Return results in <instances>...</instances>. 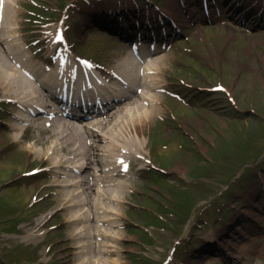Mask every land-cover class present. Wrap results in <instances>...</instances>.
Returning a JSON list of instances; mask_svg holds the SVG:
<instances>
[{"label":"rangeland","instance_id":"rangeland-1","mask_svg":"<svg viewBox=\"0 0 264 264\" xmlns=\"http://www.w3.org/2000/svg\"><path fill=\"white\" fill-rule=\"evenodd\" d=\"M157 1L165 7L169 2ZM20 2L14 4L19 21L30 20L35 36L40 25L35 23L33 11L39 14L46 10V15L58 22L66 9L72 23L70 37L79 54L115 67L119 55L129 50L115 34L91 26L94 22L88 20V14L76 8L79 4L86 7L85 0ZM115 2L118 0L111 4ZM190 38L185 49L172 51L173 59L159 65L168 80L167 88H181L183 104L163 94L170 106L160 104L164 109L161 116L166 121L156 114L141 134L147 144L142 155L149 166H144L145 170L135 169L127 178L132 187L125 198L119 193L109 195L124 204L113 205L111 199L105 202L110 212H119L121 216L122 225L108 227L113 235L122 238L114 242L120 253L107 258L117 260V264H144L138 257L163 264L172 256L178 264L187 259L209 264L212 256L192 254L193 247L208 232H223L230 225L235 232L238 229L239 235L244 232L250 239L254 237L249 231L251 224H256L250 216L257 217L258 205L264 206V31L251 34L234 25L196 26ZM184 81L183 87L172 84ZM216 85L225 90L206 91ZM6 96L15 95L5 92L0 85V99ZM9 111L8 105H0V264H73L75 244L71 239L78 224L69 220L78 208H69V214H54L57 202L45 188L49 184L43 178L36 177L22 188L13 185L21 179V172L46 165L30 147L40 149L35 139L43 141L50 134L40 130L9 131L7 127L16 122ZM126 113L122 114L124 120ZM11 134L20 136V146L13 144ZM131 137L137 136L132 132ZM37 191L36 203L26 205ZM223 206L226 208L219 213ZM110 212L106 215L110 216ZM259 221L256 220L258 226L264 228V214ZM33 233H37V240L29 239ZM228 235L229 232L226 238ZM221 243L217 245L225 250ZM250 260L249 264H264V253Z\"/></svg>","mask_w":264,"mask_h":264},{"label":"bare ground","instance_id":"bare-ground-1","mask_svg":"<svg viewBox=\"0 0 264 264\" xmlns=\"http://www.w3.org/2000/svg\"><path fill=\"white\" fill-rule=\"evenodd\" d=\"M16 1L19 2V0ZM178 3V0H170L168 2L169 11L177 13V5H179ZM11 8L12 6L10 5V3H8V0H5L4 13H6V11H8V9L10 10ZM81 32L82 30L79 29L80 39H82ZM0 44V85L5 89V92H12L15 95L6 96L5 98L17 102V105L21 104L24 106V102L31 101L35 102L38 105H46L45 94L41 90H39L33 84V82L25 79L16 68L7 63L4 47L1 42ZM20 47L21 46L18 45L15 48L17 55L22 56L23 54H21L19 51ZM169 57L170 56H166L159 59L157 63H155V67L159 68L158 65H164ZM119 59V68H121L122 71L124 70L126 72L125 73L123 71L125 75L133 78L135 76L137 65L136 62H133L131 60L129 51H127L126 54ZM146 69H148L149 71L156 70L150 65L146 66ZM160 71L163 70L160 69ZM155 81L156 83H161L157 80ZM150 87L153 86L150 85ZM157 88H159V86ZM163 97V95L155 94L153 99H151L150 101L149 107L141 105L137 100H135L133 103H130L129 105L124 107L127 108L124 109L127 110V113L125 115V117L127 116L126 120H124V115L119 117L118 112H113L114 114L110 116L108 125L103 126V129L109 130V132L114 135L116 142L114 141L113 143H109L107 139L104 140V138H102V136H100L99 134L93 135L91 132H88V129L86 130V127L79 128L77 126H74L75 124L73 123V125L68 120L57 119L54 120L51 129L53 131L49 138L43 141H41L39 138L35 139V145H40L41 150L35 146H31L30 151L35 154V157L43 159V163L49 165L50 167H52V169L59 168L74 161L81 162L84 164L83 166H81L82 174L90 170L89 166L92 163H96L99 167H102L103 162L101 158L103 157V153L108 152L111 149L116 153L121 152L122 154L126 155L131 162V160L137 158L136 154H143L142 152H144V150L146 149L147 144H145V141L141 138V134L144 133V129L146 126H150L153 116L162 113V108H160L158 105L160 103H163ZM128 106H130V108ZM37 118V123L35 124L36 128L40 127L45 132H51V130H47L44 128L43 122L40 121L41 119L39 118V116ZM113 121H115L114 126L112 124ZM45 123L46 121L44 122V124ZM111 125L113 126V129L110 130L109 127ZM133 127H135L134 130ZM16 128L17 127H15V129ZM132 132H134V134L137 136L136 139L131 137ZM85 133L87 134L88 138L92 137L91 145L86 146L87 140L84 139ZM11 135H13V139H15L13 141V144H17L18 146H20V136L16 134ZM83 140L85 141L84 144ZM106 142L109 143L106 147L109 150H105V146H102L103 143ZM50 153V157L47 160H44V158L47 157V155H49ZM104 156L109 160L110 158L116 159L119 155L117 156V154H104ZM140 161H142V159ZM134 163L135 162H133V164ZM136 165L138 166L139 163H136ZM131 166H133L132 162ZM117 169L118 165H116L114 161L113 165L110 167V170L114 171ZM142 169L144 168L141 167L140 170ZM56 172L57 171H53L52 179L50 181V186L54 189H57L54 199L57 202L58 208L57 210H55V214L59 212L65 214L68 213L67 210L69 208L77 207L78 210L74 209L75 211L71 215L72 219H70V221L78 224H83L82 227H77L75 235H73V238L71 239L75 244V252L72 253L74 256L73 264H117V260L109 261L106 260V257L105 259H103V255H117L120 252V248L118 247V245L104 242V244H102L100 242H95L94 240L97 237L105 240H112L113 243L116 240L122 239L111 234L106 225L104 228H101L97 224L98 222H103V224H106V222H108L107 225L113 226V224L115 225V223H110L118 221L119 219L115 217V215L120 214L119 212H111L113 217H106V219H102L100 215V218H95L94 214H100L101 211L108 212L107 208L109 207V205L105 202L110 198V194L113 196L119 193L117 194L118 196L121 197V195H124L123 197L125 198L126 193L130 190L129 185L126 183L127 179L123 178L124 176H115V174L112 172L113 175L107 174L104 176V181L110 182V184L107 185V189L104 190V187H106L104 186L103 189L96 190V188H91L89 186V182L84 175L76 176L71 170H69L68 173H64L66 177L63 179L60 178V175H58ZM54 173L56 175H54ZM116 200L117 199H113V202H119ZM114 209L115 207L112 208V210ZM39 225H41V222L39 223ZM232 227L234 228L235 226ZM232 230L233 229L230 227V231ZM82 233L84 234L80 236ZM236 234L237 236H235ZM37 236V233H33L29 235V239L31 238L33 240H37ZM75 236L77 237L75 238ZM217 237L218 234H216L215 231L208 232L207 237L203 240L202 245L200 246L204 247L205 250H197L198 255H211L210 253L217 255L218 253L219 257L217 259L211 258L209 264H215L216 262L217 264H249L248 260L251 262V257L259 255L262 243L264 242L262 234L254 237L253 239H250L244 232H241L240 235L237 231L232 232L229 233L228 238H224L225 241L222 245L227 250V252L225 253L219 250L216 247L217 245L212 244V242L217 240ZM230 238L235 239V241H230ZM248 239L250 241H248ZM242 242L244 243L243 245L241 244ZM94 243H96V245L99 244V249L97 251V253L99 254L98 256L93 255L94 253H96V248L94 250L92 249L93 247H95ZM241 245L244 246L243 249L240 248ZM102 247L103 249L101 250ZM238 251L240 252L237 253ZM88 252H90V256H88Z\"/></svg>","mask_w":264,"mask_h":264},{"label":"snow or ice","instance_id":"snow-or-ice-1","mask_svg":"<svg viewBox=\"0 0 264 264\" xmlns=\"http://www.w3.org/2000/svg\"><path fill=\"white\" fill-rule=\"evenodd\" d=\"M222 87V86H221Z\"/></svg>","mask_w":264,"mask_h":264}]
</instances>
